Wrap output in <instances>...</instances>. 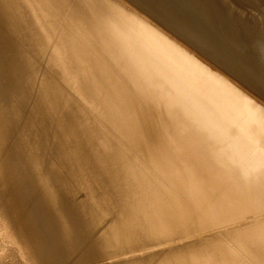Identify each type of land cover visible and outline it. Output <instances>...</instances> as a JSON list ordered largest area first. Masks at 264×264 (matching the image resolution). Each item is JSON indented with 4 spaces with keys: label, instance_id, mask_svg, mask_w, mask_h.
<instances>
[{
    "label": "bare ground",
    "instance_id": "6f19581e",
    "mask_svg": "<svg viewBox=\"0 0 264 264\" xmlns=\"http://www.w3.org/2000/svg\"><path fill=\"white\" fill-rule=\"evenodd\" d=\"M215 1L0 0V264H264V12ZM45 63L100 116L69 156L39 127L32 176L12 99L55 104Z\"/></svg>",
    "mask_w": 264,
    "mask_h": 264
},
{
    "label": "rangeland",
    "instance_id": "374dc122",
    "mask_svg": "<svg viewBox=\"0 0 264 264\" xmlns=\"http://www.w3.org/2000/svg\"><path fill=\"white\" fill-rule=\"evenodd\" d=\"M216 1L218 4L217 7H219L220 10H222L223 12L227 10L228 5L226 6L223 0H216ZM228 1H229V4L231 3L230 5L233 7L232 9L233 11L231 14H235L238 11L241 12L243 17H245V19L249 21V23H251L252 25H254V23L257 21L256 19L260 18L261 12H264V9H263L264 7L261 6L258 0H228ZM263 3H264V0H263ZM204 20H206V17H204ZM210 22L212 26L215 25L214 23H212V20ZM160 31L163 34H167L166 31L162 28ZM51 68L52 66L49 63L42 64L39 67V71H38L39 82H36L34 84V87L39 88L38 93H37V97H39V100L41 99V97H43L42 96L43 93L46 92L44 91L45 89L46 90L50 89L51 91H54L55 100H56L55 104H49L48 102L43 101L41 99L40 104L36 108V110L34 112H28L30 105H25L24 108H20L18 107L17 101L12 99V107L15 108V114H16L15 118L18 122V126L16 128L18 154L19 155L25 154V156H27L25 170H27L29 174L32 176L34 175L38 176L40 173L39 166L37 168L34 167L35 159L37 160L36 164L37 162H39L37 159V155H38L39 147H40L42 136H43L42 133L40 132L42 130H40L39 127L44 125V128L46 127L45 131L46 132L51 131L54 133V135H57V133H59L60 135L61 131L67 132L68 130H70L71 132H73L72 134H69L66 139L60 140L62 137L58 138V142H61L62 144L64 143L65 146H68L67 156H69L74 149L73 144L75 142L76 136L82 141L87 142L88 140L95 139L97 137L95 133L98 132L92 123L94 124L96 123V125L99 123L98 121V117L100 116L99 111L96 112V115H95L98 117L94 118V115L90 111L76 110L74 113L75 116L73 115L72 117L73 121L68 122V119H66V117H69V116L68 114H63V112L64 110H66L67 107L69 108V105L70 107L71 106L73 107V105L77 104V100L71 95V96H68V101H66L63 89L58 88L57 85L49 86V83L51 82V80H49L48 78L50 77L49 71L51 70L49 69ZM53 71L54 70H52V72ZM53 73L55 74L56 72L54 71ZM66 103H69V105L66 106ZM116 107L117 109L120 108L121 107L120 103ZM82 114L90 115V117L88 118L89 119L88 121L91 123L88 126L79 123V120H80L79 117ZM93 134H95V136H93ZM56 167H53V165L51 166L52 169L53 168L56 169ZM59 167L61 166H58L57 169H59ZM69 177H70L69 175L61 176V178L63 179H67ZM122 180H125V179H122ZM1 181L2 180L0 179V182ZM38 189L39 191L42 190L40 186L39 188H37V191ZM49 204L52 205V202L49 201ZM7 209L9 210V212H12L11 206L7 205ZM50 213H51V219H52L55 215L52 211H50ZM43 219L50 220V216L46 215L43 217ZM53 231L54 229L52 228L46 232L52 233ZM112 248L113 247L108 246L106 247L105 250L112 251L113 250ZM98 252L101 253L99 250L94 253H98ZM94 253L92 252L89 255H93ZM64 260L66 263L71 262L72 256L66 255L64 256ZM99 263L101 262H98V264Z\"/></svg>",
    "mask_w": 264,
    "mask_h": 264
}]
</instances>
